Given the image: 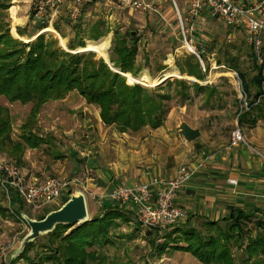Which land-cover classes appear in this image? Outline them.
I'll return each instance as SVG.
<instances>
[{
    "label": "trees",
    "instance_id": "16d2710c",
    "mask_svg": "<svg viewBox=\"0 0 264 264\" xmlns=\"http://www.w3.org/2000/svg\"><path fill=\"white\" fill-rule=\"evenodd\" d=\"M3 1L9 5L12 2V0ZM92 5L94 3L84 8L78 21H74L71 15L67 14L60 16L53 24L54 28L63 36L66 34V27H70L74 33L73 38L68 42V50L59 44V40L55 38L54 34L41 33L48 27V24L38 23L31 38L38 36L30 42H24L11 34L9 25L7 26L3 22L4 20H1L3 15L1 16L0 97L5 96L12 102L18 101L33 105L20 128V133L13 134L11 111L0 102V152L5 153L19 167L22 165L24 154L28 148H39L52 141L53 136H44L36 129L38 117L44 105L49 101L64 99L72 91H78L88 104L98 106L101 118L107 126H114L120 132L137 133L147 126L157 129L165 124L172 110L169 102L173 98L168 90V92L164 91L166 86L171 87L175 83L184 86V92L181 94L183 100L192 97L188 94L189 87L197 88L198 91L204 89V86L199 83L190 85L187 80L175 79L172 81L170 78L166 80L165 85L161 83L153 90L142 84H129L128 78L120 72L131 73L133 76L139 77L146 67L139 64L138 60L140 52V34L138 32L135 35L131 30L122 34L119 30L114 32L109 51L111 65L105 58L97 59L93 52L75 51L87 45L88 37L90 40L98 41L108 34L101 23L89 28L90 24L87 23L89 20L86 14ZM18 32L21 36L28 34L22 28H18ZM200 47L201 50V44ZM250 48L255 64L254 68L257 71V74L250 79L247 78L246 73L240 70L239 57L232 54V50L223 51L221 46L219 48L221 55L217 60L219 65L226 66L225 70L239 72L244 89L251 99V109L238 119L240 126L246 121L258 120V115L263 114L264 110V98L255 104L262 93L264 63H259L255 47L250 45ZM206 53L201 52L203 60H205ZM111 66L120 72L115 71ZM178 67L182 75L193 76L199 80H204L206 77L200 59L194 54L189 56L186 65H182L180 62ZM165 69V67L159 66V71ZM140 78L144 81L145 74ZM1 174L0 171V176ZM68 196L62 200L61 205L68 200ZM105 201L106 204L101 208L100 214L91 217L83 224L58 225L53 232L41 235L31 242L24 253L17 259L10 260L9 264H46L47 262L51 264H86L85 251L89 245L97 246L102 239H105L107 244L112 243L113 228L120 225L118 220L130 221V216L135 217L131 207L121 206L111 200ZM5 203L6 199L0 190V215L3 217L16 215L18 218H22L20 211H25V208L18 196H14V208H9ZM52 210L49 209L38 219L44 218ZM250 222H254L253 216L240 212L234 215L226 226L217 225L216 222H206L200 230L178 227L179 223H177L166 228L156 227L146 228V230L149 235L147 238L153 240L152 245L160 256L169 250H175L191 253L205 264H230L228 259L231 257L232 244H239L244 255L247 252L252 255H257L259 252L264 254V223L258 226L262 227V232L252 236L248 228ZM223 227H227V230L225 237L220 239L216 232L223 233ZM40 237H51L53 240L60 238L67 241L66 246L74 244L75 247L70 251H74L75 254L67 258L66 252L63 250L65 247L54 246L51 242L47 246L51 252L42 251L32 256H26L27 251L35 247ZM158 239L163 242H158ZM219 239L223 240L220 246ZM226 242L229 244L226 245ZM79 254L80 256H78ZM226 261L228 262L226 263Z\"/></svg>",
    "mask_w": 264,
    "mask_h": 264
},
{
    "label": "rangeland",
    "instance_id": "374dc122",
    "mask_svg": "<svg viewBox=\"0 0 264 264\" xmlns=\"http://www.w3.org/2000/svg\"><path fill=\"white\" fill-rule=\"evenodd\" d=\"M177 1L182 14H185L188 9V1ZM18 2L19 0H12L9 5L6 1L0 0V19L3 15L1 20H4L3 22L7 26L9 25L13 36V23L16 24V22L20 21L16 17L13 6L22 5L21 9L18 11V15L20 16L22 13L25 14L23 5H27L26 3L22 4ZM11 9L15 21L11 17ZM67 11V7L64 6L63 12L66 13ZM29 14L30 22L24 28L27 29L29 34H32L35 32L37 26L32 22L33 15L31 10L29 11ZM204 18L206 17L204 16ZM87 19L89 20L87 23L90 24L89 28L93 27L95 24L97 25L101 23L106 30L105 32L108 33L107 36H105L108 37L110 41V46L107 49L108 58H110L109 51L116 30H119L121 34L127 30L135 31L140 34V52L138 60L139 64L143 66L145 65L146 68L141 72L140 76L136 78L138 81L134 80L136 82L132 81L131 83V79L128 77L127 82L129 84H142L153 90L162 83V80L167 75H170L169 78L172 81L175 79H182L187 80L190 85L199 83L204 86V89L199 91L197 88L189 87L188 94L192 97L186 100L181 98V94L184 92V86L179 83H175L171 87L166 86V89L164 90H168L173 96L169 102L172 109L170 112L172 116L168 127H174L177 136L179 134L178 130L180 129L181 123H188L193 128H197L201 131L200 137L194 140L193 143H187L184 138L183 148L185 153H187V150L191 146L196 147L198 144H202L203 147H213L217 144L226 143L229 140L232 131L238 125L236 111L239 106V94L235 82L231 77L230 72H233V70L225 71V69L219 67L220 65L217 60L219 55H221L219 48L222 46L223 51L232 50V54L239 57L240 70L246 73L248 79L257 74L251 53V44L247 41V34L244 30H237L234 36L233 32L230 31V28L217 18H215L211 25H208L206 20L202 21L201 26L195 34V43L198 45L201 44L205 47V51L207 52L204 63L200 61L206 77L204 80H199L193 76H188L186 74L182 75L178 67L180 62L182 65L187 64L192 51L183 41V37L180 33L177 12L174 8L168 11L167 19L169 22H166L156 13L135 11L122 5L116 0H98V2L89 7ZM212 27L216 31L214 35L210 34ZM69 28L66 27V30H71V28ZM46 32L48 33L45 34H54L55 38L59 40V44L61 46L64 45L54 31ZM67 36L69 37L66 38V45L69 40L73 38L74 33L69 32L68 35L64 34V37ZM89 38L90 37L87 38V44L93 41ZM20 40L28 42L23 39ZM92 52L96 54L97 59L104 57L97 52ZM159 66H163L166 69L159 71ZM143 74H145L146 77L144 81L140 78ZM191 79H196V81H192ZM165 83L166 81L163 84L165 85ZM210 95H212L211 98ZM54 101L56 100H53V102L49 101L50 103H46L47 105L45 104L42 108L38 117L37 131L46 136H53L52 139L55 142V155L61 154L64 156L65 152H68V149L72 148V150L76 149L79 153L81 151L83 152L80 160L84 161L85 158L93 159L94 152L89 153L90 151H94L93 148L91 149L89 147V139L86 137L82 138V128H84L80 125L82 123V111L78 112L77 109L72 110L70 107H76L78 105L77 99L73 102L72 100H69V104L68 102L57 103ZM0 102L11 111L14 127L13 134H19L20 126L25 122L33 105L31 103L23 104L18 101L12 102L5 96L0 97ZM79 110H82V108ZM52 128L58 130L57 136L54 135V131H51ZM248 141L256 147L249 139ZM56 143H59L60 145ZM2 161L13 160L8 158L5 153L0 152V163ZM77 165L81 168L75 172L73 177H69L67 180L79 178V183L73 185L71 189L72 191L77 189L88 191L90 216H96L100 214L101 208L106 204L103 202L105 200L101 198L99 194H104L106 190L102 193L87 187L85 181L88 172L86 173V171L82 170V164L80 165L79 162H75V166ZM51 177L61 178L62 176L57 174L52 175L49 178ZM91 193L98 194V197L93 198ZM56 207L58 206H53V208L38 212L24 205V212L31 217L38 218L46 211H49V209H55ZM130 217V221L118 220V224L120 225L119 227L117 226L113 228V238H111L112 243L107 244L105 243V239H102L99 243L100 246L97 245L92 247L89 245L87 250L84 248L86 250V264H201L194 259L191 254L178 253V251L175 250H169L160 256L152 245L153 240L151 241L147 238L149 236L148 230L141 227L135 217ZM223 228V233L216 232V234L220 236L218 237L220 239L225 237V232L227 230V227ZM29 229L30 228L25 220L18 218L16 215L0 217V264H9L11 255L19 249L23 238L29 233ZM221 241L223 242V240L219 241V246ZM51 242L54 246H64L65 248H63V250L66 252L67 258L75 254L74 251H70L75 247L74 244L66 246L67 241H63L60 238L53 240L51 237H40L37 240L35 247L27 251L26 256H32L42 251L51 252L49 247H47ZM158 242L161 243L163 240L158 239ZM228 244L229 243L226 242V245ZM231 248V257L228 259L230 264H264L263 253L259 252L257 255H252L247 252L244 255L239 244H232ZM220 250L221 248L219 251ZM78 256H80V254ZM228 261H226V263ZM46 264L51 263L47 262Z\"/></svg>",
    "mask_w": 264,
    "mask_h": 264
},
{
    "label": "crops",
    "instance_id": "0c3cea01",
    "mask_svg": "<svg viewBox=\"0 0 264 264\" xmlns=\"http://www.w3.org/2000/svg\"><path fill=\"white\" fill-rule=\"evenodd\" d=\"M236 1L245 5H252L258 0ZM18 3H26L27 5H23L25 14L22 13L20 16L18 11L22 5L13 6L16 17L21 22L13 23L12 33L20 39L24 37L31 38V35L35 32L32 34L27 32L28 34L24 36H21L18 32V28L27 31L24 27L30 22L31 0H19ZM64 6L68 10L66 13L63 12ZM64 6L59 11L56 21L60 15L70 14V3ZM11 14L12 19L15 21L12 9ZM205 17L204 20L208 25H211L215 20L208 14ZM32 22L38 26L33 18ZM50 27H53L58 36L60 35L65 39L69 37H64L54 28V25ZM230 31L235 36L237 30L230 29ZM69 32H72V30L67 29L66 34L68 35ZM210 32L211 35L216 33L213 27ZM41 33L48 32L42 31ZM60 36L59 39L61 40ZM66 46L67 48L64 45L62 47L68 50V44ZM105 60L111 65L110 58L109 60L105 58ZM113 69L120 72L115 68ZM120 73L127 78L129 77L128 74H131ZM75 99H77L78 105L70 107L72 110L82 111V123L80 124L84 127L82 128V138L89 139V147L94 150L89 152H94L93 159L83 158L84 161L80 160L83 152L79 153L76 149L72 150V148H69L64 156L61 154L55 155V142L52 139L50 144L26 150L20 168L28 179L44 181L57 174L61 175V178L69 179L81 168L79 165L75 166V162H79L80 165L82 164V170L88 172L85 181L87 187L103 193L105 190L108 191L121 184L132 185L149 182L156 176L171 179L176 176L182 165H188L194 171L193 178L176 197V203L187 210L188 217L181 221L178 227L201 230L206 222H216L217 225L226 226L234 215L241 212L253 216L254 222H250L248 226L250 235L256 236L260 233L262 227L258 226L264 223V160L252 153L250 149L245 146L230 147V136L226 143L217 144L213 147H203L202 144H198L196 147L191 146L185 153L182 123L178 130V136L174 131V127H168L171 113L165 124L157 129L147 126L137 133L120 132L114 126H107L102 121L100 108L94 104H88L78 91H72L64 99L54 102L66 103L69 100L73 102ZM81 108L82 110H79ZM256 115L258 114L256 113ZM258 116V120L246 121L241 126L246 137L258 149L264 151V110L263 114ZM51 131H54V135H58V130H55V128H52ZM194 140L188 141L185 139L187 143H193ZM230 179H236L238 183L236 185L232 184ZM103 202L106 203V201ZM0 217L3 216L0 215ZM178 253L191 254L183 251H178ZM193 257L199 263L205 264L195 256Z\"/></svg>",
    "mask_w": 264,
    "mask_h": 264
},
{
    "label": "built area",
    "instance_id": "2783aa9c",
    "mask_svg": "<svg viewBox=\"0 0 264 264\" xmlns=\"http://www.w3.org/2000/svg\"><path fill=\"white\" fill-rule=\"evenodd\" d=\"M122 5L135 11L156 13L166 22L168 11L174 8L180 26V33L186 46L204 63L201 52L196 44L195 34L201 26L206 14L220 19L232 30H244L247 41L257 51L258 61L264 63V0H258L252 5H245L236 0H188V9L182 14L177 0H116ZM98 0H31L30 10L36 23L54 24L61 8L70 3V15L78 21L87 5L95 4ZM170 7H169V6ZM89 13V12H88ZM87 13V14H88ZM86 14V16H87ZM46 29V28H45ZM44 29V30H45ZM43 30V31H44ZM58 34V33H57ZM219 67L226 69L225 65ZM229 71V70H225ZM233 78L239 94L238 119L251 109L248 93L244 89L243 80L239 72L233 70ZM262 93L255 104L264 98V82ZM230 147L245 146L252 153L264 160V151L254 147L247 139L242 127L238 124L231 133ZM0 190L9 208H14V196L32 210L42 212L53 206H60L62 200L72 191V187L79 183V179L67 180L51 177L44 181H32L21 168L12 161L0 163ZM194 171L188 165H182L175 177L166 179L156 176L149 182L132 185H117L99 194L104 200H111L121 206L131 207L137 222L144 228H166L180 223L188 217L187 210L176 203L178 193L192 180ZM230 183L237 184L236 179ZM88 197V191L83 189ZM93 198L98 194L91 193Z\"/></svg>",
    "mask_w": 264,
    "mask_h": 264
},
{
    "label": "water",
    "instance_id": "95a60500",
    "mask_svg": "<svg viewBox=\"0 0 264 264\" xmlns=\"http://www.w3.org/2000/svg\"><path fill=\"white\" fill-rule=\"evenodd\" d=\"M136 32H133L135 35ZM170 76L167 75L162 83L165 82ZM196 81V79H191ZM182 134L188 141L194 140L200 135V130L191 127L188 123H183ZM23 220L29 226V233L23 238L19 249L11 255V261L17 259L24 253L27 246L35 241L41 235H47L53 232L58 225H79L86 223L91 219L88 205V197L81 189L71 192L68 200L57 209H53L42 219L31 217L24 211H20Z\"/></svg>",
    "mask_w": 264,
    "mask_h": 264
},
{
    "label": "bare ground",
    "instance_id": "6f19581e",
    "mask_svg": "<svg viewBox=\"0 0 264 264\" xmlns=\"http://www.w3.org/2000/svg\"><path fill=\"white\" fill-rule=\"evenodd\" d=\"M46 31H55V30L53 28L49 27V28L45 29L43 32H46ZM14 32H15V30H14ZM23 39L25 41H28V42L34 40V38H28V37H24ZM61 41L64 44V46L66 47V39L61 37ZM109 46H110L109 38L108 37H103V38H101L98 41L90 42L85 47L79 48L76 51H79V52H90V51L92 52V51H94V52H97L98 54L104 56L105 58H107V60H109L108 53H107V49L109 48ZM128 76L130 77V79L138 81V79H136L134 76H132L130 74H128Z\"/></svg>",
    "mask_w": 264,
    "mask_h": 264
}]
</instances>
